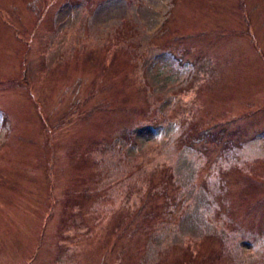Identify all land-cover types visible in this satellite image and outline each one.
Masks as SVG:
<instances>
[{
	"label": "rangeland",
	"instance_id": "374dc122",
	"mask_svg": "<svg viewBox=\"0 0 264 264\" xmlns=\"http://www.w3.org/2000/svg\"><path fill=\"white\" fill-rule=\"evenodd\" d=\"M0 264H264V0H0Z\"/></svg>",
	"mask_w": 264,
	"mask_h": 264
},
{
	"label": "trees",
	"instance_id": "16d2710c",
	"mask_svg": "<svg viewBox=\"0 0 264 264\" xmlns=\"http://www.w3.org/2000/svg\"><path fill=\"white\" fill-rule=\"evenodd\" d=\"M122 139H124V137H122ZM125 139H126V138H125ZM125 139H124V140H125Z\"/></svg>",
	"mask_w": 264,
	"mask_h": 264
}]
</instances>
